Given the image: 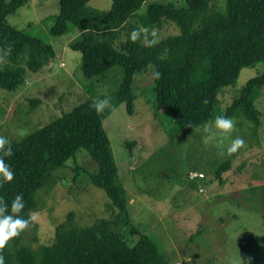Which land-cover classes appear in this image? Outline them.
<instances>
[{"label":"rangeland","instance_id":"374dc122","mask_svg":"<svg viewBox=\"0 0 264 264\" xmlns=\"http://www.w3.org/2000/svg\"><path fill=\"white\" fill-rule=\"evenodd\" d=\"M157 3L186 7L184 0ZM89 5L107 11L112 0H90ZM224 5L225 0H214L209 10L219 11ZM59 9V0H29L7 18L18 30L52 46L56 56L36 73L27 70L18 90H0V135L22 140L90 99H107L104 111L110 113L103 126L128 200L130 221L120 223L105 191L92 185L90 174L97 172V164L79 150L37 193L38 210L21 234L23 244L32 249L52 244L56 226L72 213L76 227L90 226L97 219L117 220L129 244L138 237L128 230L136 228L156 242L167 264H244L240 245L251 236L258 241L250 248L246 264H264V87L255 100L258 125L239 111L231 118L234 128L227 135L211 123L208 132L203 126L182 138L167 111L154 106L152 66L135 76L132 114L115 99L124 76L121 67L93 80L83 76L81 54L70 48L79 31L70 25L62 36L51 33ZM146 9L144 4L132 24L143 28L140 21ZM147 33L159 41L178 35L179 29L166 22ZM262 73L264 62L242 69L236 83L219 94L218 113L224 115L247 82ZM205 136L212 138L205 143ZM237 137L244 145L229 153L227 148ZM131 143L135 145L130 149ZM227 161L230 169L220 182L216 172Z\"/></svg>","mask_w":264,"mask_h":264},{"label":"trees","instance_id":"16d2710c","mask_svg":"<svg viewBox=\"0 0 264 264\" xmlns=\"http://www.w3.org/2000/svg\"><path fill=\"white\" fill-rule=\"evenodd\" d=\"M28 1L0 0L1 91L18 90L25 83L27 70L36 73L56 56L52 46L7 21ZM157 1L112 0L111 8L101 11L91 7L90 0H59V14L51 33L62 36L70 25L79 31V39L70 48L81 54L86 79L100 77L113 67L123 69L115 99L125 104L129 114L134 110L135 76L152 66L154 106L167 111L182 138L211 124L217 116L231 119L239 111L258 125L255 100L264 87V73L247 82L224 115L218 110L222 89L232 87L242 69L264 62V0H225L219 11L209 10L214 0H184L185 8ZM144 4L147 9L140 21L143 28L159 30L171 22L179 34L158 41L150 33L141 32L137 40H131L130 33L140 29L132 21ZM146 40L154 43L146 45ZM155 72L160 73L158 79ZM94 102L90 99L76 106L22 140L8 139L12 155L3 159L13 171V178L8 181L0 177V210L4 215L10 214L12 200L20 194L24 207L19 215L31 225L32 213L39 206L37 193L51 184L55 171L65 168L66 162L83 150L98 167L90 174L92 185L105 191L111 207L119 212L120 223L130 221L128 200L103 126L110 111L97 112L92 107ZM134 145L129 144L130 149ZM229 169L230 161L223 163L216 178L222 182V174ZM119 228L117 220L108 219L76 227L70 213L64 223L56 226L52 244L37 249L24 245L23 229L7 242L0 255L4 264H167L151 237L132 227L128 231L138 238L129 244ZM256 241L255 236L242 241L240 257L244 264Z\"/></svg>","mask_w":264,"mask_h":264},{"label":"clouds","instance_id":"9594fccd","mask_svg":"<svg viewBox=\"0 0 264 264\" xmlns=\"http://www.w3.org/2000/svg\"><path fill=\"white\" fill-rule=\"evenodd\" d=\"M147 28H140L139 30L134 29L130 33V39L135 41L140 37L141 32H147ZM146 45H151L154 41H145ZM160 73L155 72V78H159ZM109 101L107 99L97 100L94 102L92 107L97 112H102L105 107L108 105ZM214 127L219 130L222 134L227 135L234 128V121L224 116H217L215 120L212 122ZM204 131H209V125H204ZM211 136H205L204 140L207 143L211 140ZM244 145V140L242 138H235L232 140L230 146L227 148L229 153L235 152L238 148ZM0 177L11 181L13 178V171L10 166L5 162L3 156H11L12 155V147L10 142L6 137L0 136ZM24 207L23 200L20 194H17L15 198L12 200L10 214L4 215L2 210H0V250H2L7 242L19 235V233L28 226L29 221L22 218L19 213L21 209ZM0 264H4V257L0 255Z\"/></svg>","mask_w":264,"mask_h":264}]
</instances>
